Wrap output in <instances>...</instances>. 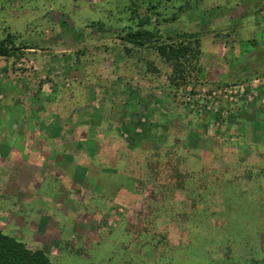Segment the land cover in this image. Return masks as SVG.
Wrapping results in <instances>:
<instances>
[{"label": "rangeland", "instance_id": "rangeland-1", "mask_svg": "<svg viewBox=\"0 0 264 264\" xmlns=\"http://www.w3.org/2000/svg\"><path fill=\"white\" fill-rule=\"evenodd\" d=\"M142 21L199 38L189 82L122 38ZM8 38L0 128L45 110L97 171L0 162L1 230L52 264H264V0H0Z\"/></svg>", "mask_w": 264, "mask_h": 264}, {"label": "trees", "instance_id": "trees-1", "mask_svg": "<svg viewBox=\"0 0 264 264\" xmlns=\"http://www.w3.org/2000/svg\"><path fill=\"white\" fill-rule=\"evenodd\" d=\"M145 23L142 21L137 28H131L122 38L136 48L154 50L170 67L168 78L173 85L189 82L190 76L197 71L201 53L199 38L195 35L158 37L145 27ZM21 50L10 38L0 41V56H17ZM0 264H52V261L42 248L33 249L0 229Z\"/></svg>", "mask_w": 264, "mask_h": 264}, {"label": "crops", "instance_id": "crops-1", "mask_svg": "<svg viewBox=\"0 0 264 264\" xmlns=\"http://www.w3.org/2000/svg\"><path fill=\"white\" fill-rule=\"evenodd\" d=\"M9 96L11 95H8V97ZM13 101L15 102V99L13 100L9 98V100H6L5 102L11 106V104H14ZM9 110L14 114L12 107H9ZM44 111L45 110H40L39 113H37L38 117H35V119L31 118L28 120L27 118L24 128L21 130L15 128L16 122H12V128L10 130L6 131L0 128V162L4 164L6 162L5 159H8L7 161H9V164H12L15 169L28 174L30 178L34 177L35 179L39 175L40 182L38 183L40 184H42L41 177H45L46 172L50 175V173H54L56 169H74L76 171L78 169L86 168L90 172L92 171L96 173L97 167L95 165H80V162H78L73 156L72 159H74L76 165H66V162H68L67 159L69 158L66 159L67 156L66 154L64 155L65 152L54 151L57 147H54L55 145L52 146L49 142L45 141L46 138H62L64 135L63 133L61 136L50 135L48 126L53 123L54 119L49 122L46 119L47 117L45 118V115H43L48 112L44 113ZM39 115H41V118ZM85 152L88 154L90 153L87 149L84 150V153ZM73 153L75 152L73 151ZM3 154H6L5 158L2 156ZM48 154H55L56 156L51 159L48 157ZM69 154L72 155V153ZM92 154L94 155L95 152ZM46 179L48 180V177H46ZM30 180L29 185H32L33 180ZM78 186H80V182H78Z\"/></svg>", "mask_w": 264, "mask_h": 264}]
</instances>
